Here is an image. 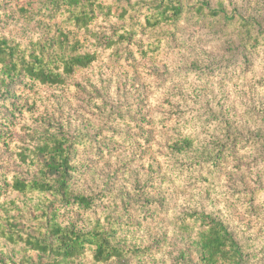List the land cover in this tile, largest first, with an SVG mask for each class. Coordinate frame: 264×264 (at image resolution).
I'll return each instance as SVG.
<instances>
[{
    "label": "rangeland",
    "instance_id": "obj_1",
    "mask_svg": "<svg viewBox=\"0 0 264 264\" xmlns=\"http://www.w3.org/2000/svg\"><path fill=\"white\" fill-rule=\"evenodd\" d=\"M220 1L228 11L256 18L264 12V0ZM13 5L0 0V38L27 46L40 31ZM192 17L132 66L116 59L124 47L105 50L63 87H25L14 103L29 111L0 103V184L4 177H33L18 154L33 149L42 126L83 142L72 155L71 190L92 196L93 205L63 209L60 220L85 230L115 223L125 248H147L111 264H177L183 251L196 263L186 237L194 239L205 225L201 215L233 233L245 264H264V50L246 54L241 30ZM118 25L99 19L93 28L110 34ZM150 40L148 33L141 38ZM177 131L187 146L169 151L167 140ZM24 201L13 192L0 198L18 211ZM20 248L0 239V260L20 261ZM81 264H94L90 253Z\"/></svg>",
    "mask_w": 264,
    "mask_h": 264
},
{
    "label": "trees",
    "instance_id": "obj_2",
    "mask_svg": "<svg viewBox=\"0 0 264 264\" xmlns=\"http://www.w3.org/2000/svg\"><path fill=\"white\" fill-rule=\"evenodd\" d=\"M12 1L16 14L25 24L36 25L40 37L27 46L0 38V87L4 89L0 103H9V109L27 111L26 104L14 103L25 87H63L78 71L94 65L105 50L124 47L116 59L132 66L135 58L158 52L164 42L171 41L187 15L198 21L223 22L228 29L238 28L246 54L264 50V12L255 14L256 18L236 9L228 11L220 0L214 4L209 0ZM99 19L119 25L110 34H101L93 28ZM145 33L151 35L146 44L141 42ZM35 135L33 149L18 154L20 162L33 169V177H14L10 182L4 177L0 184V198L13 192L25 199L21 211L0 204V239L12 247H21L22 253L20 261L10 259L7 264H81L87 253L94 264H111L145 253L147 248H125L115 223L102 225L98 221L89 230L63 225V209L71 206L89 210L94 201L92 196L71 190L75 173L72 155L83 142L47 125ZM187 140L181 132L174 133L167 147L169 151L179 150L187 146L183 144ZM220 153L216 152L214 159ZM200 218L205 225L194 239L186 237L198 255L196 263L183 251L177 264H245L243 246L233 233L217 219L206 222L203 215ZM0 264L5 263L0 260Z\"/></svg>",
    "mask_w": 264,
    "mask_h": 264
}]
</instances>
